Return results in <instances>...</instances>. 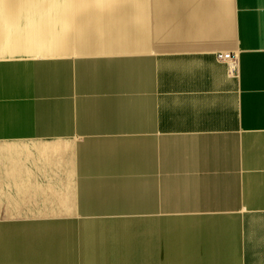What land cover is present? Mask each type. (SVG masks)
I'll list each match as a JSON object with an SVG mask.
<instances>
[{"label":"crops","instance_id":"obj_1","mask_svg":"<svg viewBox=\"0 0 264 264\" xmlns=\"http://www.w3.org/2000/svg\"><path fill=\"white\" fill-rule=\"evenodd\" d=\"M0 264H264V0H0Z\"/></svg>","mask_w":264,"mask_h":264},{"label":"built area","instance_id":"obj_2","mask_svg":"<svg viewBox=\"0 0 264 264\" xmlns=\"http://www.w3.org/2000/svg\"><path fill=\"white\" fill-rule=\"evenodd\" d=\"M220 58L231 62L232 68L235 69L234 68V66H235V57H234V55L231 52L230 53L221 54Z\"/></svg>","mask_w":264,"mask_h":264}]
</instances>
